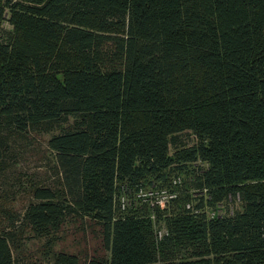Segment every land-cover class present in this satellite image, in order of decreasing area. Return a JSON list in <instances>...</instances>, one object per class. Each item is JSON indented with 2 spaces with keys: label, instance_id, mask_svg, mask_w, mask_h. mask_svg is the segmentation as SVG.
I'll return each mask as SVG.
<instances>
[{
  "label": "trees",
  "instance_id": "trees-1",
  "mask_svg": "<svg viewBox=\"0 0 264 264\" xmlns=\"http://www.w3.org/2000/svg\"><path fill=\"white\" fill-rule=\"evenodd\" d=\"M43 135L0 264H264V0H0V174Z\"/></svg>",
  "mask_w": 264,
  "mask_h": 264
},
{
  "label": "rangeland",
  "instance_id": "rangeland-1",
  "mask_svg": "<svg viewBox=\"0 0 264 264\" xmlns=\"http://www.w3.org/2000/svg\"><path fill=\"white\" fill-rule=\"evenodd\" d=\"M47 138L48 135L33 136L30 140L23 141L20 144L21 154L19 156V161H15L16 167L13 168L21 173L18 181L22 182L20 187L17 186V182L14 180L15 176L11 174L3 176L0 174V225L8 224V220L4 216V211L9 213L21 211L23 204L27 199V196L23 191L24 188L27 187L28 181L32 179L41 181L47 176V166L49 165L50 158V155L45 148V141ZM236 208V204L223 203L222 205L216 206L215 209L207 211V215H221L225 212H230V210L233 211ZM70 232L72 233L71 228L65 230L64 238L59 241L57 248L61 249L72 245L73 240H71V237L69 236ZM37 244L38 242H33L32 240L27 241L22 247V251L18 253L17 264H30L37 261L36 256H39V253L37 252L39 246ZM80 249L81 248H79V250Z\"/></svg>",
  "mask_w": 264,
  "mask_h": 264
}]
</instances>
